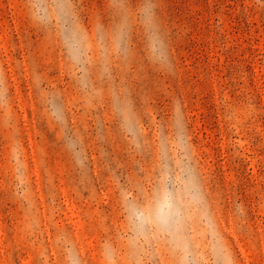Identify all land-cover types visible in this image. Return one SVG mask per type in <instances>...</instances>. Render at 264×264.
<instances>
[{
  "label": "rangeland",
  "instance_id": "1",
  "mask_svg": "<svg viewBox=\"0 0 264 264\" xmlns=\"http://www.w3.org/2000/svg\"><path fill=\"white\" fill-rule=\"evenodd\" d=\"M144 3L0 0V264H177L125 221L169 166L193 264H264V0H151L159 56Z\"/></svg>",
  "mask_w": 264,
  "mask_h": 264
},
{
  "label": "clouds",
  "instance_id": "2",
  "mask_svg": "<svg viewBox=\"0 0 264 264\" xmlns=\"http://www.w3.org/2000/svg\"><path fill=\"white\" fill-rule=\"evenodd\" d=\"M114 2L119 4L122 0ZM155 15V6L151 0H145L139 18L149 31L150 51L159 56L161 48ZM126 33L127 23L122 21L113 35L114 45L119 51L124 49ZM62 40L69 59L78 61L82 58V37L74 29L65 26ZM199 204L197 193L187 176L182 171H172L169 166L161 172L142 200L127 201L125 221L130 242L137 247H150L153 243L162 241L176 255L177 264H193V243L188 220L192 211L199 209ZM108 254L110 257L111 252Z\"/></svg>",
  "mask_w": 264,
  "mask_h": 264
}]
</instances>
